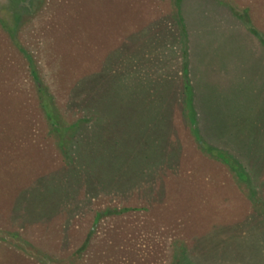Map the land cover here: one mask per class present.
<instances>
[{
	"label": "rangeland",
	"instance_id": "rangeland-1",
	"mask_svg": "<svg viewBox=\"0 0 264 264\" xmlns=\"http://www.w3.org/2000/svg\"><path fill=\"white\" fill-rule=\"evenodd\" d=\"M230 6L264 35V0H0V264H264V49ZM183 28L197 128L249 183L192 134Z\"/></svg>",
	"mask_w": 264,
	"mask_h": 264
},
{
	"label": "trees",
	"instance_id": "trees-1",
	"mask_svg": "<svg viewBox=\"0 0 264 264\" xmlns=\"http://www.w3.org/2000/svg\"><path fill=\"white\" fill-rule=\"evenodd\" d=\"M177 4L180 10V14L183 15V0H177ZM231 12L234 15V17L238 18L239 20H242L244 24L247 26V28L250 30L252 34H254L260 41L261 46L264 49V35L258 32L253 26L250 24V17L247 13V10H238L237 8L230 6ZM19 18H17L18 20ZM6 27V23L4 24ZM9 27V26H8ZM14 28V27H13ZM10 28L11 31H14L15 28ZM182 42L184 44V60H183V75H184V82H183V87H184V109L187 114V118L189 122L191 123V131L194 137L196 138L197 142L200 144L201 148L203 149L204 152L208 153L212 157L220 160L222 163L227 165L229 169L236 175V177L242 181V182H248L249 183V177L247 175V172L245 169H243L241 163L239 160L232 155L228 151H224L215 147H212L209 145L207 142H205L200 135L201 133L199 132V129L197 128V116H196V109H195V95L193 94V89L194 86L191 84V80L189 78V73H190V62L188 59V51H187V43H188V36L186 37V30L183 28L182 32ZM188 54V55H187ZM32 73L36 76L34 67H31ZM41 92V107L44 111L45 117L51 126L52 130L58 135L59 138V146L61 148L67 146L69 147V142L71 140L68 138L69 136L73 135L78 129L79 125L82 123L81 121H78L76 123L70 124V125H62L60 122L59 115L56 112V109L54 107L53 103V98L48 95L45 91L42 89L40 90ZM250 194L251 198L255 199V193L253 191V188L250 185ZM251 186V187H250ZM131 208H124L121 210L118 209H107L103 212H100L97 214L96 219H95V224H97L102 218L110 215H115V214H121L126 211H130ZM90 237H88L87 242L84 244L82 249H85L87 246ZM178 264H182L183 261L179 257H177Z\"/></svg>",
	"mask_w": 264,
	"mask_h": 264
}]
</instances>
